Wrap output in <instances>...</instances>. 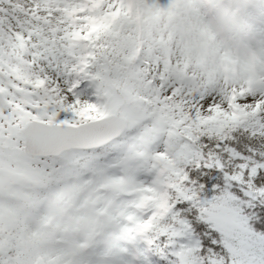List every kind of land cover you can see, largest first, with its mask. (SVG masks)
I'll list each match as a JSON object with an SVG mask.
<instances>
[{"label":"snow or ice","instance_id":"snow-or-ice-1","mask_svg":"<svg viewBox=\"0 0 264 264\" xmlns=\"http://www.w3.org/2000/svg\"><path fill=\"white\" fill-rule=\"evenodd\" d=\"M17 41L8 38L12 53L0 43V264H78L106 214L104 192L135 193L136 209H152L127 216L133 234L180 238L172 264H264V161L245 163L231 133L208 126L211 97L197 105L175 87L141 91L99 76L87 49L41 38L44 52L30 53ZM29 55L51 57L56 76L34 71ZM257 123L264 129V113ZM209 140L243 162L228 169L205 153Z\"/></svg>","mask_w":264,"mask_h":264},{"label":"clouds","instance_id":"clouds-1","mask_svg":"<svg viewBox=\"0 0 264 264\" xmlns=\"http://www.w3.org/2000/svg\"><path fill=\"white\" fill-rule=\"evenodd\" d=\"M52 6L84 31L99 76L132 79L141 91L175 87L197 105L211 97L212 116L226 113L232 128L249 129L237 136L264 138L257 123V112L264 113V0H54Z\"/></svg>","mask_w":264,"mask_h":264},{"label":"rangeland","instance_id":"rangeland-1","mask_svg":"<svg viewBox=\"0 0 264 264\" xmlns=\"http://www.w3.org/2000/svg\"><path fill=\"white\" fill-rule=\"evenodd\" d=\"M53 3L54 0H0V32L4 35V40L0 43L4 45L6 53H12L13 51L8 43V38L10 37L13 43H18V35L24 38L30 53L44 52L41 38L48 41L49 45L55 41L57 49L63 47L75 48V37L71 33L76 31L77 28L60 16L61 8H54ZM57 17L60 18L57 19ZM37 31L40 33L39 36L36 35ZM30 32H32V35H29ZM28 59L33 61L34 71L40 72L42 75L47 73L52 77L56 76V73L49 68L48 60L51 57L45 59L43 56L34 58L29 55ZM137 180L145 184L150 182L146 173H140ZM133 196L136 200L137 195L135 193L116 195L113 202L110 201V197L107 195L102 198L100 205L107 204L106 215L109 214L107 217L115 222L116 232L107 234L104 245L93 259H78V264H133L131 263L133 261L132 254L127 250L131 242L128 234L129 227L127 222L122 220ZM129 214L133 215L134 211ZM164 234L167 237L165 241L169 240L167 243L168 249H173L178 244L176 242L177 237L168 232H163L162 235Z\"/></svg>","mask_w":264,"mask_h":264},{"label":"trees","instance_id":"trees-1","mask_svg":"<svg viewBox=\"0 0 264 264\" xmlns=\"http://www.w3.org/2000/svg\"><path fill=\"white\" fill-rule=\"evenodd\" d=\"M71 35L75 37V50L79 51L81 49H87L89 51V48L85 47L86 45H88V39L85 37L83 30L76 29V31H73ZM207 123L208 126L214 131L219 130L224 135H228L231 133V138L227 143L230 147H233L236 151H238L241 156L248 158L244 161L245 163L252 159L257 162L264 161V138H259L258 140L257 137H250L246 134L237 136V131H233V129L235 128L231 127V121L227 118L226 113L222 115L213 116V119L211 121H208ZM241 126H243V124L239 125L237 128H240ZM243 132H249V130ZM251 135H253L252 130ZM215 142L216 141L212 140L207 141L208 147L204 150L205 153L219 152L222 161H224L228 169H231L234 165L243 162L238 158L231 159L227 153H223L220 152V150L218 149H214L212 145ZM203 172L205 175H212L213 173H216L217 170L212 168L205 169L203 170ZM146 175L147 178L151 181L152 177L148 174ZM119 194L122 195V193ZM101 195L102 198L107 195L108 197H110V201L112 202L114 199H116V195L114 193L104 192ZM129 206H131V208L134 207L133 203ZM133 211V216L135 220H142L147 218V216L151 215L152 209H136L134 207L132 212ZM108 215L105 214L100 219L92 236L88 238L86 247L80 250L77 260L93 259L98 254L100 248L104 245L107 234L116 232L115 222L110 220L107 217ZM122 220L127 222V226L129 227L128 234L131 237V242L129 243L127 250L128 252H130V254H132L133 264H172L173 257L171 253L176 249L178 244L173 249H168L167 243L169 240H167V242L165 241V239H167L166 234L162 235V233H157L148 237L133 234L131 232V228L133 227L135 221H129L127 220V217H124ZM176 242H181L180 238L177 237Z\"/></svg>","mask_w":264,"mask_h":264}]
</instances>
